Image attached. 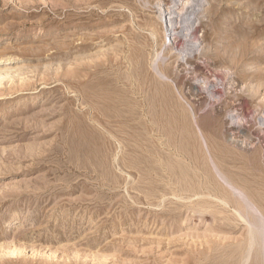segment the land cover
<instances>
[{
  "label": "rangeland",
  "instance_id": "374dc122",
  "mask_svg": "<svg viewBox=\"0 0 264 264\" xmlns=\"http://www.w3.org/2000/svg\"><path fill=\"white\" fill-rule=\"evenodd\" d=\"M171 1L0 0V264L264 263V0Z\"/></svg>",
  "mask_w": 264,
  "mask_h": 264
},
{
  "label": "bare ground",
  "instance_id": "6f19581e",
  "mask_svg": "<svg viewBox=\"0 0 264 264\" xmlns=\"http://www.w3.org/2000/svg\"><path fill=\"white\" fill-rule=\"evenodd\" d=\"M174 2L175 7H177L178 5L182 7V10H185L186 7H188V11L186 10L184 14V20L181 19V21L186 22L188 24V26H190L191 29V25L192 21H191V17L193 14L196 13V11L198 12L199 8H201V5L203 3L206 2V0H172ZM171 1V2H172ZM157 5V4H156ZM162 5V3H161ZM158 5V21L160 19V21L163 23L164 25V42L165 44H167V46L171 45V39L173 37V32L171 29V24H172V13L168 12L166 9L163 8V6ZM171 6V5H170ZM178 6V7H179ZM172 7V6H171ZM197 10H195V8H197ZM154 8V7H153ZM157 8V7H156ZM173 8V7H172ZM171 9V8H170ZM178 9V8H177ZM195 10V11H194ZM201 10V9H200ZM170 11V10H169ZM172 11V9H171ZM181 11V10H180ZM202 11V10H201ZM179 13V12H178ZM182 13V12H181ZM174 14V13H173ZM195 16V15H194ZM197 19V18H196ZM180 20V19H179ZM174 21V20H173ZM195 21V18H194ZM160 22V23H161ZM181 23V22H180ZM194 23V22H193ZM176 24V23H175ZM178 24V23H177ZM182 24V23H181ZM185 25V23H183ZM174 26V25H173ZM196 27V26H195ZM183 30V29H182ZM174 31V30H173ZM180 31V30H179ZM191 35V34H189ZM178 36V35H177ZM183 36V35H182ZM192 36V35H191ZM190 37V36H189ZM190 44V43H189ZM192 44V43H191ZM190 44V45H191ZM162 47V46H161ZM164 51V50H163ZM162 52V51H161ZM157 54V53H156ZM157 56V55H156ZM160 57V56H159ZM156 58V57H155ZM179 59V58H178ZM152 65V71L154 72V75H156L161 81H167L168 78H166L165 74L162 73L159 69V67L157 66V63H153ZM171 81V80H170ZM203 84V83H202ZM220 92V91H219ZM195 122V121H194ZM197 127V126H195ZM198 130V129H197ZM198 134L200 135V139L202 141V144L206 149V145L201 137V134L199 133L198 130ZM206 154H208V152H206ZM207 160L209 163V166L211 167V170L213 171V173L215 174V176L217 177V179L223 184V186H225L226 188H228L232 194V196L237 199L238 201H240V203L243 205L244 210L250 214L255 220H256V224H249L250 226V231L247 232L249 234L248 237V254L250 253L253 245L255 246V242H256V238L254 236V233H257L258 236L260 235V243H259V248H260V255L262 254L263 258H264V236H263V230H264V217L262 216V214L259 212V210L255 207L254 204L251 203V201L247 198V196L237 187H235L224 175L223 173H221V171L218 169V167L216 166V164L212 161V159L210 158L209 155H207ZM212 198V197H211ZM218 200V199H217ZM216 201V200H215ZM219 201V200H218ZM222 202V199H221ZM224 203V202H223ZM223 207V206H222ZM239 214V212H238ZM240 217H242L241 215H239ZM246 217V216H245ZM244 217V218H245ZM241 220V219H240ZM243 222V221H242ZM247 224V225H248ZM246 225V226H247ZM256 234V235H257ZM247 245V244H246ZM247 250V249H246ZM257 251V250H256ZM261 258L263 261L264 259ZM247 261V260H246ZM262 261V262H263ZM264 264V263H263Z\"/></svg>",
  "mask_w": 264,
  "mask_h": 264
}]
</instances>
